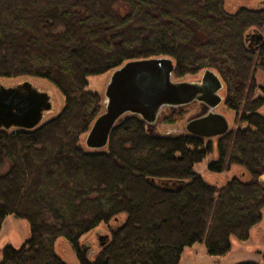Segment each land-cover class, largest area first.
I'll use <instances>...</instances> for the list:
<instances>
[{
	"label": "trees",
	"instance_id": "obj_1",
	"mask_svg": "<svg viewBox=\"0 0 264 264\" xmlns=\"http://www.w3.org/2000/svg\"><path fill=\"white\" fill-rule=\"evenodd\" d=\"M158 57L174 61L177 79L216 71L228 107L248 127L205 144L150 135L129 114L107 149L85 150L81 138L103 109L86 90L89 78ZM258 69L262 6L230 13L225 0H0V78L42 79L65 99L59 114L35 128L0 127V171L9 165L0 173V229L8 216L30 226L24 246L1 250L0 264H67L56 253L59 240L80 264H180L196 243L223 257L231 238L248 241L264 211ZM212 154L211 172L240 167L242 177L207 184L194 165ZM123 214L125 223L89 260L82 237Z\"/></svg>",
	"mask_w": 264,
	"mask_h": 264
},
{
	"label": "water",
	"instance_id": "obj_2",
	"mask_svg": "<svg viewBox=\"0 0 264 264\" xmlns=\"http://www.w3.org/2000/svg\"><path fill=\"white\" fill-rule=\"evenodd\" d=\"M257 39L261 40L262 35H258ZM174 71V61L167 57L130 61L116 69L106 87L105 110L94 120L86 134V147L90 150L106 148L117 122L127 114L140 116L152 124L163 108L186 105L195 99L202 100L199 95L206 92L209 83L221 86L218 76L209 70L205 72L201 84L177 82ZM214 100L220 103L219 97ZM52 109L51 96L33 83L25 81L11 87L0 83V127L35 128L43 120L44 114ZM187 126L190 132L197 135H200L199 129L216 126L218 135H224L229 123L222 115H210L193 120ZM97 236L99 246L104 247L109 236L99 235V232ZM81 248L89 257L91 246L83 243Z\"/></svg>",
	"mask_w": 264,
	"mask_h": 264
},
{
	"label": "rangeland",
	"instance_id": "obj_3",
	"mask_svg": "<svg viewBox=\"0 0 264 264\" xmlns=\"http://www.w3.org/2000/svg\"><path fill=\"white\" fill-rule=\"evenodd\" d=\"M262 6L264 8V0H225V9L233 13L241 7L256 8ZM202 72V71H201ZM112 71L110 73L94 76L89 78V86L87 91L95 92L101 97L102 112L105 110L106 97L105 91L107 84L111 78ZM198 75H187L181 79H175L177 82H190ZM256 87L260 88L264 86V71L258 69L254 74ZM25 81L33 83L38 89L48 93L51 96L53 109L44 114L42 122L50 120L59 114L64 106L65 99L62 94L50 85L47 81L42 79L32 78H12L5 79L0 78V83L3 86L11 87L21 84ZM261 90L256 89L255 97L263 96ZM220 113L226 116L230 122V128L235 127L246 128V124L237 122L235 124V113L226 106H221ZM264 111V109H263ZM204 114V109L200 104L194 103L189 106L166 109L161 113L157 122L153 125L145 124V130L150 135L154 136H166L167 134L177 133L179 135H185V123L189 120L195 119ZM125 118L122 117L121 119ZM86 134L81 138V144L85 150H88L85 145ZM215 144V143H214ZM215 160V155H209L202 162L194 165V172L199 174L207 184L221 187L225 185L229 180L234 177H242L243 170L240 167H232L229 171L224 173H213L208 169L209 164ZM8 165V164H7ZM7 167L0 171L4 173L7 171ZM264 182V177L261 178ZM126 221V215H120L116 220H112L108 224H101L96 230L88 233L81 239V244L88 243L92 252L89 253V260H93L96 255L101 251L99 246L98 236L108 235L111 238L112 231L121 227ZM30 237V226L27 221L17 219L14 216H8L0 229V259L1 250L7 246H13L15 248H21L25 245ZM56 253L67 264H80L71 245L65 240H59L56 243ZM264 211L262 221L253 227L250 231V237L246 242H239L235 238H231V250L223 257H211L208 255L204 243H196L191 247L184 250L180 264H237L240 262H258L264 264Z\"/></svg>",
	"mask_w": 264,
	"mask_h": 264
},
{
	"label": "flooded vegetation",
	"instance_id": "obj_4",
	"mask_svg": "<svg viewBox=\"0 0 264 264\" xmlns=\"http://www.w3.org/2000/svg\"><path fill=\"white\" fill-rule=\"evenodd\" d=\"M249 46H251V45H249ZM114 71H112V72H114ZM206 71L207 70H202V72L200 71L199 73L194 74V75H198V76L195 79H193L192 81H190V82L197 83V84H201L202 81H203V79H204V76H205V72ZM209 71H212L215 75L218 76V78H219V80L221 82V86L220 87H218L217 84L209 83L206 86V88H205L206 92L199 95V98H203L202 100L195 99L194 101H192L191 103H188L186 105L165 107L161 111V113H163L168 108L173 109V108L185 107V106H189L191 104L197 103V104H200L203 107L204 114L201 115V116H199V117H197V118H195V119L189 120V121H187L185 123V130H186V133L187 134H185V135H179L177 133H171V134L169 133L167 135L186 136V137H190V138L199 139V140H201L205 144H209V143L210 144H214V143H218L219 140L222 137H224L225 135H227L231 131H235V130L239 129V127H235L233 129H231L230 128L231 127L230 126V122H229L228 118L220 113L219 109H220L221 106H226L227 108H229L228 105H227V86H226L225 82L221 79V77L216 73V71H213V70H209ZM174 73H175V71H174ZM175 79H177V78L174 76V80ZM262 87H260V88L256 87V89H259L262 92ZM254 95H255V93H254ZM218 97L220 98V103L219 104L216 103L217 100L216 101L214 100V99H217ZM262 97H264V95L263 96H260V97H255V98L257 99V98H262ZM263 109H264V107L262 108V110H260V113L264 117V111H263ZM229 110H231V109L229 108ZM231 111H233L235 113V117L237 118L234 121L235 124H236V120H237V122L238 121L239 122H242L241 121L242 113L240 111H236V110H231ZM161 113H160V115H161ZM127 115H129V114H127ZM127 115H125V117ZM160 115L158 116L157 120L159 119ZM210 115H222V116H224L227 119V121L229 123V128H228L227 133H225L224 135H218V133H217L218 132V128H216V126L207 127V128H204V129H199L198 130V133H200V135L199 134L198 135L197 134H193L192 132H190L188 130V126L187 125L189 124V122H191L193 120H196V119L206 118V117H208ZM137 117L141 118L140 116H137ZM157 120L154 123L150 124V123L145 122L141 118V121L143 122L144 125L145 124L153 125V124H155L157 122ZM242 123L246 124V128L248 127L247 123H245V122H242ZM241 129H245V128H241ZM107 147L104 148L103 150L107 149Z\"/></svg>",
	"mask_w": 264,
	"mask_h": 264
}]
</instances>
